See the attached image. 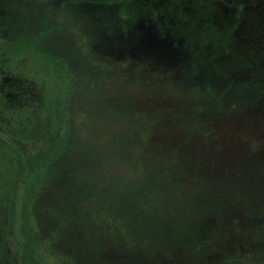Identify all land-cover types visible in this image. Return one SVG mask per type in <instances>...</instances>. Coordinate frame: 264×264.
Wrapping results in <instances>:
<instances>
[{
    "label": "rangeland",
    "instance_id": "1",
    "mask_svg": "<svg viewBox=\"0 0 264 264\" xmlns=\"http://www.w3.org/2000/svg\"><path fill=\"white\" fill-rule=\"evenodd\" d=\"M141 1L127 0L122 5V1L110 0L103 8L102 0H71L67 1L70 9L58 0L19 4L0 0V55L12 52L10 66L31 62L47 67L42 73L36 68L26 75L5 63L8 68L0 66V136L5 138L0 147V195L5 189L8 193L2 231H10L15 244L12 258H18L16 262L6 259L0 250V264H214L225 250L236 252L247 243L240 237L264 241V219L254 225L237 209L232 217L223 216L221 223L216 214L207 215L199 229L195 216V209L201 214V204L264 207V30L260 35L264 0H253L262 8L239 0L244 6L241 11L236 3L230 9L214 0L200 6L198 0H182L183 4H175L179 0ZM8 2L14 7L10 16ZM145 13L158 21L162 18L157 25L147 24L140 36L146 46H138L144 52L135 54L127 47L132 46L130 35L138 32ZM163 16L169 20L164 22ZM238 19L236 30L231 25ZM106 22L111 23L112 34L103 28ZM168 26L177 31V45L154 30L167 34ZM131 28L124 37L123 32ZM76 40L81 43L77 52L66 51V42ZM154 41L158 54L150 48ZM15 45L17 56L16 49L12 51ZM166 55L170 65L164 62ZM60 56L66 59L63 64ZM151 59L156 60V71L149 67ZM48 87L56 93H49ZM169 88L177 96L174 111L181 117L163 115L161 128L169 124L176 130L177 119L182 127L170 137L161 135L166 130L154 138L142 135L135 123L144 119L142 115L152 121L160 114L163 104L153 97L162 95L165 100ZM243 106L245 111L239 116ZM134 108L141 114H133ZM237 118L242 124L234 126ZM218 121L221 124L216 125ZM177 143H181L179 148ZM171 159L174 162L168 165ZM160 172L171 174L173 187L159 189L152 199L153 189L142 179L154 183ZM107 173L112 174L111 200L117 210L121 208L115 201L125 199L122 196L127 193L133 197L128 216L119 220H111L103 206H95L102 192L109 197L102 189ZM43 204L55 208L60 204L65 211H60L61 216L67 214L76 223L83 215L87 226L79 236L76 226L69 224L70 232L59 233L67 242L64 246L58 242L53 246V238L36 242L38 254L33 261L29 254L33 228L46 227ZM112 221H118L117 225ZM122 223L127 231L117 229ZM104 225L111 233L99 235L96 231ZM213 227L217 230L209 236L211 248L206 255L194 247L167 245L180 243L182 234L196 229L206 233ZM131 234L135 236L129 240ZM133 240V254L122 259L121 253ZM75 252L84 256L78 259Z\"/></svg>",
    "mask_w": 264,
    "mask_h": 264
},
{
    "label": "trees",
    "instance_id": "2",
    "mask_svg": "<svg viewBox=\"0 0 264 264\" xmlns=\"http://www.w3.org/2000/svg\"><path fill=\"white\" fill-rule=\"evenodd\" d=\"M9 2H10V0H8ZM14 3H18L19 4V2H21L22 0H12ZM52 2L54 1V0H51ZM64 2V5H67V7L68 8H70L71 7V5H69V4H67V1H71V0H58V3H61V2ZM102 1H104L103 3H104V6H102L103 8H107V6L105 5V3L106 4H110V0H102ZM116 1H122V5L124 4V3H126V1L127 0H115V2ZM144 1H146V0H144ZM200 0H198L196 3H197V5L198 6H200V5H202L203 4V1H205V0H201V4H200V2H199ZM211 1H213V0H211ZM9 2L7 3V5H6V10H7V15L8 16H10V15H12L13 14V12H14V7H10L9 6ZM57 2V1H56ZM141 2H143V1H141ZM146 2H148V1H146ZM214 2L215 3H217V5H219V2L221 3V4H224V6L225 7H228V8H230V9H232L233 7V4L234 3H236V7H237V9H239L240 11L242 10V8L244 7L243 6V2H240L239 0H237V1H231V0H214ZM149 3H151V1L149 2ZM175 4H183V2H182V0H179V1H177ZM248 4V6L250 5H254V6H257V7H259V8H262L261 7V3L260 2H256V4L255 3H253V0H250V2H248L247 3ZM204 5V4H203ZM43 6H46V4H44V5H42V7ZM232 8H231V7ZM62 9H63V6H62ZM62 9H60V11L61 12H63V10ZM71 9V8H70ZM236 9V10H237ZM245 9V8H244ZM121 10H123V9H121ZM258 11V10H257ZM257 11H255V13H258ZM198 12L199 11H197V14H198ZM10 13H12V14H10ZM25 14H27V16H30V14H29V11H27V8H26V13ZM246 16L247 17H249L248 16V14H247V10H246ZM23 17H21V19H22ZM27 18V17H26ZM124 17H123V12H122V14H121V17L120 18H118L120 21H122V19H123ZM162 18V17H161ZM21 19H20V21L17 23V22H15V19H14V22L16 23V24H23V22H21ZM28 19V18H27ZM168 18H166V17H164L163 16V21L165 22V20H167ZM242 19V18H241ZM250 19V18H249ZM169 20V19H168ZM41 21V20H40ZM240 23V20L238 19L237 21H235L232 25H231V27H233V28H235L236 30H239V28L237 29V25ZM250 23V22H249ZM111 25V23H108V22H106V24L104 23L103 24V28L106 30V32H107V34H109V33H111L112 34V27L110 26ZM56 26V25H55ZM244 27H247V24H245L244 25ZM261 28H263V29H260V35L262 34L261 33V30H264V25H263V27L261 26ZM167 32H168V34L170 35V39H169V41H172V43H173V45H177L178 44V38L176 37V36H178V34H177V31L176 30H174L172 27H170V26H168V29H167ZM126 33H127V30L126 31H124L123 32V36L125 37L126 36ZM237 33H238V31H237ZM240 34V33H239ZM238 36V35H237ZM239 37V36H238ZM73 41V40H72ZM78 40H76V42L74 43V42H66V44L64 45L65 46V49H66V51H70V52H72L73 54L74 53H76L77 52V46H79L81 43L78 41ZM114 44V49H116V47H118L117 46V44L116 43H113ZM138 46H140V44H134V45H132L131 47H127V48H130V49H134V51H138V52H144V51H142V49H140V50H138ZM152 46H153V49L155 50V53L156 52H158V50H159V46H158V44L157 43H153L152 44ZM254 47H256L257 45H253ZM17 46L15 45L14 47H13V50L12 51H14L15 49V52L16 51H18V49L16 48ZM28 47H30V46H28ZM142 47H145V46H142ZM108 49H103V52L104 53H108ZM154 52V51H153ZM11 51H8V55H6V56H3V55H0V66H3V68H5L6 69V67L8 68V66L9 67H13V69L15 70L16 68H18L19 69V71H21L22 73H25L26 75H28V74H31V73H33V72H35V69L37 68V73H42L43 71H47V67H46V65L45 64H41V63H39V67H36L35 66V64H33V63H31V62H23V63H21V64H19V65H13V66H10L7 62H11V60L13 59V57L11 56ZM17 53H19V52H16L15 53V56H17ZM64 55H67L66 53H65V50H64ZM140 54V53H139ZM145 55H143V57H144ZM154 56V55H153ZM152 56V57H153ZM48 57V56H47ZM122 57H125V56H122ZM8 58H10V59H8ZM12 58V59H11ZM34 59V58H33ZM59 59V62L60 63H62L63 64V62L64 61H66V59H63L61 56L58 58ZM143 59V58H142ZM14 60V59H13ZM145 60V59H144ZM146 62L148 63L149 61H147L146 60ZM150 65H149V67H151L153 70H155L156 71V68H154V66H156V64H155V61H154V59H151L150 60ZM7 64L8 66H5V64ZM135 63H142V61H136ZM2 64H4V65H2ZM44 68H46V69H44ZM131 72H135L136 70L135 69H133V68H131ZM16 71H18V70H16ZM157 71H160L161 73H163L162 72V69L161 68H159V69H157ZM170 73V72H169ZM165 74V73H164ZM254 74V73H253ZM248 76H250L249 74H247ZM252 75V74H251ZM50 78H52V77H50V76H48L47 77V79H50ZM172 78V80L174 81L175 79H176V77H171ZM194 86H198V85H196V84H194ZM48 90H49V93H51L52 94V91L53 92H55L56 91V89H54V87L52 88V87H48ZM196 90V89H195ZM56 93V92H55ZM91 94V93H90ZM167 97L165 98V100H163V99H161V97H162V95L160 96V98H157L156 96L155 97H153V96H151V97H153L155 100H159V104L160 105H162V107H161V112H160V114H159V112H157L152 118V121H151V118L150 117H145L144 115H142L143 117H144V119H142L140 122H138L137 121V124L135 123V127H136V130H138L142 135H147L148 137H150V136H153V138L154 137H156V133L157 132H162L163 130H166L167 131V134H165V135H163V134H161L164 138L166 137V135L167 136H173L174 134H175V132L177 131V130H179L180 129V126L182 127V123H179L178 121L180 120V119H177L178 121L176 122V130L174 129L175 127H173L172 125H166V127L163 129V128H161L162 126H161V118L160 117H162L163 115L166 117V118H168V115L170 116V114H173L175 117H181L180 116V113L178 114V113H176L174 110V106H175V104H176V102H177V96L176 95H174L173 96V93H172V89L171 88H169L168 89V91H167ZM171 96L173 97V98H171ZM97 98V97H96ZM250 100V99H249ZM172 103H174V104H172ZM253 103V102H252ZM156 105V103H154L153 104V106H155ZM252 105V104H251ZM251 105H248L249 106V108L248 109H250L251 110V108H252V106ZM153 106H151V107H153ZM156 108H158L157 106H156ZM244 108V109H243ZM146 108H144L143 109V111L145 110ZM242 109L245 111V106H243V107H241V108H239L238 110H241L240 112H238L239 113V116H240V114L242 113ZM134 111H132L133 112V114H136L137 112H138V109H133ZM179 112V111H178ZM137 114H141V112L140 113H137ZM159 115V116H158ZM148 118V119H147ZM158 118V119H157ZM261 119V118H260ZM194 120V119H193ZM191 121V122H189L190 123V125H193V123H194V121ZM147 121V122H146ZM243 121V120H242ZM259 122H260V120H259ZM226 123V120L224 121V124ZM261 123V122H260ZM219 124H221V121H218V123L216 124V125H219ZM161 128V129H160ZM157 129H160V130H158L157 131ZM169 133V134H168ZM188 133V132H187ZM187 137V136H186ZM189 139V137L187 138V140ZM24 141H26V142H29V141H27V140H24ZM164 144H166L165 142H164ZM180 144L181 143H177L176 145H175V147L177 148H179V146H180ZM22 148H23V144H22ZM175 148V149H176ZM155 149H158L157 147L155 148ZM20 155V154H19ZM176 158H177V154H176V150H175V160H176ZM101 162H103L104 163V165H106L105 164V162L103 161V160H101ZM174 162V159H171L170 161H169V163H167L168 165L169 164H171V163H173ZM172 165V164H171ZM172 168V167H171ZM171 168H167V169H170L172 172H174L173 171V169H171ZM167 169H157V171H162V170H164V171H166ZM166 172H168V170L166 171ZM108 174H110V175H108ZM163 173L162 172H160V174H159V176L160 177H158V178H156L155 179V181H154V183H152V180L151 179H142L141 177H138V180H144V183L145 182H147V184H149L150 185V187L153 189V192H152V199H154L155 197H157V191L159 190V189H161V190H166L167 188H170V186L171 187H173V183H172V181H171V183L169 182V180H171V178L169 179V177H170V175L171 174H166V175H168V177L166 176V175H162ZM111 173H107L106 174V177H104V181L103 182H105V185L103 186V190L105 189V191H108V193H107V195L109 196V197H106L105 195H104V193L102 192L101 193V195H100V197L99 198H97V203H96V205L95 206H100V207H102L103 206V208H104V211H106V212H108V216H109V218L111 219V220H114L116 217H117V220H119V218H121V217H126V216H128V205H129V201L130 200H132L133 199V197L130 195V193H127V195H124V196H122L123 198H125V199H123V200H120V201H115L116 203H117V208H121V209H119V210H117L116 209V206H114V201L113 200H111V194H112V186H111V182H110V180H111ZM135 176V175H134ZM194 179V178H193ZM168 180V181H167ZM192 181H194V180H192ZM138 182V181H137ZM203 188L204 186H202V185H200L199 186V188ZM91 189H92V187H91ZM120 189V188H119ZM170 190H172V191H174V192H177V188L175 189V188H171ZM187 190H189V189H187ZM190 191V190H189ZM196 191V190H195ZM195 191H194V193H195ZM168 192V191H167ZM150 198V200H151V196L149 197ZM98 200H99V203H98ZM234 204L232 203V202H230L229 204L226 202L225 203V205H223V206H221V207H219V206H213V205H210V203L209 204H207V205H205V204H201V205H199V207H200V209H201V214H199L198 212H197V210L195 209V216H196V228L197 229H199L198 227L200 226V224L202 223H204L203 221H204V219L207 217V215H210V214H216L215 215V218H217V219H219V223H221L222 222V218H223V216H225L224 217V219H227V218H230V217H232V215L230 214V213H228L227 215H225V212L224 211H227V212H229L230 210H233V209H236L237 207L236 206H233ZM239 205V204H238ZM162 206V205H161ZM239 206H242V207H244V205L243 204H240ZM156 209V208H155ZM248 209H250V208H247L246 209V211H247V213L248 214H251V215H257V216H260V215H262L263 213H264V207H261V209H259V208H253V209H250L249 211H248ZM156 210H158V209H156ZM229 210V211H228ZM119 214V215H116V214ZM102 219V218H101ZM255 224L254 225H257V226H259V224H258V222L260 221L259 219H255V220H252ZM262 221V220H261ZM114 222L115 221H112V222H110L113 226H116L117 225V223H118V221L116 222V224H114ZM155 222V221H154ZM252 222V223H253ZM157 223V222H156ZM119 227H121V230H124V231H127V228L125 227V225H124V223H122V224H120V226H117V229H119ZM155 228V226H152V229H154ZM109 229H113L112 230V232H114V231H116L115 230V228H113L111 225L109 226ZM197 229L195 230V232H193V233H191L190 232V234H182V235H180V239H181V242L180 243H177V244H173L172 242H167V245H172V247L173 248H179L180 246H187V247H194V248H196L199 252H201L203 255H206V254H208V252H209V250H210V248H211V245L209 244V239H210V234H212L214 231H216L217 230V228H215V227H213V229L210 231V232H206V233H198V231H197ZM219 230V229H218ZM99 231H100V233H99ZM99 231L97 230L96 232L99 234V235H105L107 232H109L110 230H108V229H106V225H104V226H102V229H99ZM129 232V231H128ZM109 233H111V231L109 232ZM208 233V234H207ZM122 235H125V234H122ZM257 236V235H256ZM240 239H243L244 241H247V243H245V245H242V244H240V247L238 248V250L236 251V252H234V251H230V250H228V251H224L223 252V254L224 255H222V256H220V257H217V258H215V260H213V263L214 264H222V263H232V264H234V263H236V264H264V241L262 242H260L259 240V242H256L257 240H247V239H245V238H241L240 237ZM255 239H256V237H255ZM258 243V244H257ZM257 244V245H256Z\"/></svg>",
    "mask_w": 264,
    "mask_h": 264
},
{
    "label": "flooded vegetation",
    "instance_id": "3",
    "mask_svg": "<svg viewBox=\"0 0 264 264\" xmlns=\"http://www.w3.org/2000/svg\"><path fill=\"white\" fill-rule=\"evenodd\" d=\"M149 1H151V0H149ZM144 3H147L146 1H143ZM148 4V3H147ZM157 17V16H156ZM159 21H161V17H160V20ZM158 21V19L157 18H154V17H150L147 13H145L140 19H139V22H138V32L136 33V34H131L130 36H131V40H129V42H130V44L131 45H134V44H141L142 46L143 45H145L143 42H141V40H140V36H141V34L143 33V31L146 29V27H147V24H152V25H157V23L159 22ZM142 23H144L146 26L144 27V28H142L141 27V24ZM160 29H162L161 27H159ZM132 30V28L131 29H129V30H127V33L129 32V31H131ZM155 30V32L156 33H160V34H162L163 35V37H164V39H167L168 41H169V39H170V35L167 33V34H165L166 33V31L165 30H156V29H154ZM130 33V32H129ZM128 37V36H127ZM153 43H158L157 41H154ZM152 43V44H153ZM152 44H151V47L150 48H153V46H152ZM146 46V45H145ZM132 50V52L134 51V49H131ZM2 51V50H1ZM144 51V50H143ZM135 52V54H136V51H134ZM158 52H159V50H158ZM158 52H156L157 54H158ZM139 54V53H138ZM132 55H134V54H132ZM161 55H163V54H161ZM168 56L169 55H166V56H164V62H167V63H169L168 65H170V63H172V61H170L169 59H168ZM156 60H159V59H157V58H155ZM156 60H154V61H156ZM165 68V67H164ZM237 120V124L236 125H234V126H239V125H241L242 124V119L241 118H237L236 119ZM4 141H5V138L4 137H2V136H0V147H1V145L4 143ZM8 182V181H7ZM10 185V188L13 186V185H11V183L9 184ZM189 189L190 190H192L193 188L192 187H189ZM10 190V189H9ZM9 192V191H8ZM192 192V191H191ZM7 195H8V193H7V190L5 189L4 190V192L3 193H1V195H0V233H3V231H2V226H3V224H4V222L6 221V211H5V209H6V199H7ZM49 206H50V208H49ZM42 205V211H41V214H45L46 215V221H45V225H46V227L44 226V225H40V227L39 228H37V227H34L33 228V231H34V233H35V235L31 238V242H32V247L30 248V255H32V258L30 259V260H35V258L37 257L36 256V254H38V251H37V247H35V244H36V242H43V240H44V242H46L47 243V241H48V239H52L53 240V246H55L56 244H57V242H58V244H60V245H62V246H64V245H66L67 244V242L64 240V238L63 237H61L60 236V232L61 231H63V232H68V229H69V232H70V227H69V224L70 225H73V226H76V228H77V231L76 232H78V234H79V236H81L82 235V233L84 232L85 233V228H86V226H87V218L85 217V216H83V215H81L80 217L81 218H76L77 219V223L76 222H73V220L71 221V219H69L68 218V216H67V214L65 215L64 213H62L63 215H65V217L66 218H63L62 216H61V214H60V211H64V210H62V207L60 206V204H56L55 206H56V208L55 207H53V206H51V205ZM248 207H246V206H244V207H242V206H239V207H237L236 209L237 210H239L244 216H243V218L245 217V218H247L248 220H250V221H252V220H255V219H259L260 221L261 220H263L264 219V213L262 214V215H260V216H257V215H251V214H248L247 213V211H246V209H247ZM236 209H233V210H228L229 212H227V211H224L225 212V215H227L228 213H230L231 215L235 212V210ZM65 212V211H64ZM82 218H84V220H82ZM242 218V217H241ZM52 219V220H51ZM63 219H65L67 222L66 223H64V221H63ZM75 219V218H74ZM50 220H51V222H50ZM52 227H53V234H52ZM41 228V229H40ZM65 228V229H64ZM54 229H55V231H54ZM40 230V231H39ZM2 231V232H1ZM56 231H59L58 233H56ZM131 233V232H130ZM3 236H1L0 237V250H1V253H2V251H4L3 252V254H4V256H5V258L6 259H9V260H11V259H13V260H15V262H16V260L18 259V258H12V244L15 246V244H14V242H12L11 241V235H10V231H5V233H3L2 234ZM41 235H42V237H41ZM135 235L134 234H131V236H129L128 235V239L129 240H131L133 237H134ZM140 237V236H139ZM139 237H137V238H139ZM67 241H68V243H69V241H70V239L68 238V239H66ZM135 240V239H134ZM134 240L133 241H131V242H129V246L127 247V251L125 252V253H121L122 254V259H126L128 256L130 257V255H132L133 254V252H130V251H133V246H132V244L134 243ZM71 243V242H70ZM70 243L68 244V246H70ZM159 244H162V243H159ZM162 245H164V244H162ZM56 247V246H55ZM148 247V249L150 250V247H152V246H147ZM58 248V247H57ZM153 248V247H152ZM151 248V249H152ZM85 249V248H84ZM86 249H87V247H86ZM111 251L112 252H114V253H117V248H115V247H112L111 248ZM71 252V251H70ZM149 252V251H148ZM76 253V252H75ZM74 253V254H75ZM130 255H129V254ZM79 255H83L84 256V253H76L75 254V257L76 258H80L81 256H79ZM120 255V254H119ZM1 257V256H0ZM74 257V258H75ZM116 257V256H115ZM107 258V257H106ZM119 264V263H118ZM127 264V263H126Z\"/></svg>",
    "mask_w": 264,
    "mask_h": 264
}]
</instances>
